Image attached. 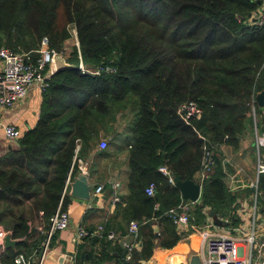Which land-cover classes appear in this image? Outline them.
Returning a JSON list of instances; mask_svg holds the SVG:
<instances>
[{"label": "trees", "instance_id": "trees-1", "mask_svg": "<svg viewBox=\"0 0 264 264\" xmlns=\"http://www.w3.org/2000/svg\"><path fill=\"white\" fill-rule=\"evenodd\" d=\"M61 19L76 25L83 62L114 72L81 74L74 47L72 67L56 72L44 91L38 124L19 139L18 149L0 158V226L20 240L5 249L0 264H15L19 254L37 264L62 199L66 210L70 174L75 178L78 160L113 133L117 116L126 118L129 103L135 117L127 136L128 197L118 207L127 228L137 222L139 248L126 260L121 243L106 238L116 232L106 222L100 236L76 246L74 264H141L155 248L172 249L204 223L196 203L188 233L176 230L167 211L189 200L159 168L193 180L204 145L215 152L221 144L237 145L253 126V112L264 110L255 102L264 91V1L0 0V48L5 38L6 48L33 52L48 38L49 49L60 53L68 39ZM188 102L202 110L190 124L177 113ZM219 161L215 153L200 200L236 225L230 213L236 196L226 188ZM150 183L153 197L145 194ZM120 229L125 236L127 229Z\"/></svg>", "mask_w": 264, "mask_h": 264}, {"label": "crops", "instance_id": "crops-1", "mask_svg": "<svg viewBox=\"0 0 264 264\" xmlns=\"http://www.w3.org/2000/svg\"><path fill=\"white\" fill-rule=\"evenodd\" d=\"M43 94L44 91L41 88L34 86L29 96L11 109L0 108V158L19 147V140L11 142L7 139L5 127L8 125L16 126L23 135L33 129L41 117ZM131 124L130 120L117 116L113 124V133L105 138L101 136L95 147L87 150L83 159L78 160L79 173L76 177L85 174L87 182L91 186V192L96 186H102L103 189L99 195L93 197L90 192V199L82 200L71 195V184L76 177L71 180L68 187L70 199L65 210L71 216L70 226L68 229L57 233L43 264H74L76 246L84 242L83 240L76 241V232L80 227L93 230L100 224L110 222L118 235L122 234L120 228L127 229V224L122 218V213L119 212L120 207L118 205L125 206V200L128 197L127 154L129 147L127 136L130 133L128 125ZM102 140H106L108 144L105 149L98 147ZM260 140L264 144V110L255 117L253 115V126L240 135L237 145L221 144L217 146L215 153L220 160L219 166L224 174L223 181L228 192L236 196L233 210L230 213L235 215L238 222L234 225L230 219L220 218L214 213L213 216L226 223L218 227L229 226L233 232H237L239 229L246 234L253 231L259 239L263 240L264 175L258 176L256 172L257 150L259 153L261 152L260 154L264 158V146L261 150ZM83 166H85L86 173H82ZM193 181L199 183V171L194 175ZM251 183H257V190L250 186ZM114 184L118 185L117 196L119 201L116 203H113L112 195ZM202 208L204 223L201 228L192 230L172 249L157 248L155 255L150 260L165 264L166 253L173 255L174 252L179 251L178 253L182 257L189 259L190 264L191 257L195 256L200 244V234L197 233H200L202 228L208 225V220H211L212 225H215L213 218L209 216L211 210L204 206ZM120 221H122V225H119ZM223 234L234 236L228 233Z\"/></svg>", "mask_w": 264, "mask_h": 264}, {"label": "built area", "instance_id": "built-area-1", "mask_svg": "<svg viewBox=\"0 0 264 264\" xmlns=\"http://www.w3.org/2000/svg\"><path fill=\"white\" fill-rule=\"evenodd\" d=\"M260 1V0H251ZM264 1V0H262ZM262 18L259 20L261 24ZM70 37L73 39L74 47L78 52V66L77 69L81 74L99 75L102 70L105 72H114L113 68H98L92 69L86 66L81 58L79 49V40L77 30L75 26L70 27ZM49 39L43 38L41 42V48L33 52L18 53L12 49L2 47L0 48V108L11 109L18 102L26 99L31 89L34 86H38L45 91L49 85L52 76L56 73L54 56L59 54L68 58L66 48L60 53L53 52L48 48ZM66 47V46H65ZM179 117L186 123L190 124L191 120L199 119L202 115V110L193 102L183 103L180 105L177 111ZM255 117V114H254ZM5 135L11 142L17 141L22 138L21 130L13 125L5 127ZM106 140H102L99 144V149H105L107 147ZM80 146H76L75 153L77 154ZM215 150L210 149L206 145L203 146V153L201 158L200 170H199V183L202 184L213 171V159ZM159 171L168 179V182L174 185V176L170 171L162 166ZM257 175H264V158L257 150L256 161ZM82 173H86L85 166L82 168ZM71 183V174L67 180L64 195L66 194L68 187ZM250 186L257 190V183H251ZM156 186L154 183L148 184L145 188V194L149 197H153L156 192ZM102 186H96L91 192V196L95 197L102 191ZM118 185L112 186L113 203L119 201L117 196ZM257 193V192H256ZM63 195V196H64ZM256 196V195H255ZM62 201H60L59 207L55 214L50 219L49 230L46 231V240L43 244V251L37 264H43L44 260L50 251L54 236L61 231L69 228L71 216L63 210ZM196 204L189 201L187 203H180L177 207L171 208L167 211V214L175 225L176 230L180 234L188 233L189 220L191 217V210ZM155 209L158 208V204H155ZM103 224L98 225L93 230L85 228H78L76 232V241L80 242L83 238L100 236L104 231ZM42 230V228H39ZM11 232L4 230L0 226V261L1 255L6 249V238ZM244 234V236H240ZM200 244L195 252L198 256L200 264H264V253L262 248L264 247V240H261L260 247L257 248V256L253 254V248L255 246L256 234L250 232L246 234L241 230H237V235H227L223 233H214L208 230V225H205L200 231ZM106 238L111 241H118L126 250V260L131 258L133 250L138 249L139 242V226L136 221H131L128 224L127 233L125 236H120L113 231H109ZM249 245V247H248ZM171 254V253H170ZM167 255L165 257V264H189V259H186L176 253L173 255ZM33 260L28 258L24 254H19L16 257L15 264H32ZM141 264H159L153 260H143Z\"/></svg>", "mask_w": 264, "mask_h": 264}, {"label": "water", "instance_id": "water-1", "mask_svg": "<svg viewBox=\"0 0 264 264\" xmlns=\"http://www.w3.org/2000/svg\"><path fill=\"white\" fill-rule=\"evenodd\" d=\"M259 3V1H258ZM54 63L56 72L63 69L72 67L68 62V58L63 57L59 54L54 56ZM255 102L258 107L264 108V91L258 92L255 96ZM174 186L179 190L182 199L189 200L199 204V207H203V203L200 200L201 185L198 182L193 180H181L179 176H174ZM90 190L91 186L87 182V176L85 174H80L76 177L75 181L71 184V195L73 197L89 200L90 199ZM209 216L214 220V224L217 226L225 225V222H222L216 216H213V212L210 211ZM20 243V240H14L12 234H8L6 238V248H16ZM87 258V257H86ZM190 264H200L198 256H192Z\"/></svg>", "mask_w": 264, "mask_h": 264}, {"label": "rangeland", "instance_id": "rangeland-1", "mask_svg": "<svg viewBox=\"0 0 264 264\" xmlns=\"http://www.w3.org/2000/svg\"><path fill=\"white\" fill-rule=\"evenodd\" d=\"M58 24L60 25V29L62 30V29H64L65 28V31H67L68 32V39L66 40V42H65V44H64V48L63 49H65L66 48V51H67V54H68V58H69V56H70V54H71V52L73 51V48H74V43H73V39L70 37V27L71 26H75L76 27V25L75 24H73V23H69V24H64L63 23V19H61V21H58ZM66 25V26H65ZM77 30V29H76ZM3 45H4V47H7V44H6V39L4 38V40H3ZM50 45V44H49ZM48 45V48L50 47ZM66 46V47H65ZM9 48V47H8ZM40 48H41V46H40ZM39 48V49H40ZM11 49V48H10ZM22 51V50H21ZM36 51V50H35ZM85 64V63H84ZM86 65V64H85ZM87 66V65H86ZM89 67V66H88ZM127 108H128V110H127V113H125V114H127L126 115V120H130V122L132 123V121H133V119H134V114H135V111H134V109H133V107L131 106V104L129 103L128 104V106H127ZM253 115H254V112H253ZM129 126V128L131 127V125H128ZM263 146H264V144L262 143V140H260V149L262 150V148H263ZM261 153V152H260ZM197 204H198V202H197ZM36 225H39V226H37L38 228H45V226H44V224H36ZM39 230H41V229H39ZM208 230L209 231H211V232H214V233H228V234H233V235H237V232H233V230H231L230 229V227L229 226H224V227H218V226H216V225H212V222H211V220H208ZM157 230H155V232H156ZM158 234V233H157ZM198 235H199V232L197 233ZM239 235L240 236H244V234H240L239 233ZM261 240L262 239H259L258 238V236L256 235V240H255V246H254V248H253V254H254V256H257V248H259L260 247V242H261ZM263 240H264V238H263ZM176 246V245H175ZM174 246V247H175ZM173 247V248H174ZM248 247H249V245H248ZM156 249L157 248H155L154 249V251H153V255L152 256H154L155 254V251H156ZM161 249H163V248H161ZM171 252H174V251H171ZM262 252L264 253V247L262 248ZM166 254H168V253H166ZM165 254V256H167ZM170 254V253H169ZM168 254V255H169Z\"/></svg>", "mask_w": 264, "mask_h": 264}, {"label": "bare ground", "instance_id": "bare-ground-1", "mask_svg": "<svg viewBox=\"0 0 264 264\" xmlns=\"http://www.w3.org/2000/svg\"><path fill=\"white\" fill-rule=\"evenodd\" d=\"M184 249V247L182 248V250ZM179 251H177V252H174L173 254H175V253H178Z\"/></svg>", "mask_w": 264, "mask_h": 264}]
</instances>
